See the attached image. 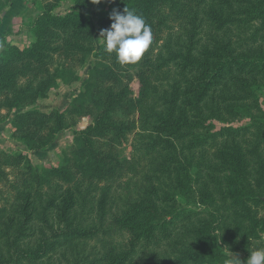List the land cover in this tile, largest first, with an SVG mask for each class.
<instances>
[{"label":"trees","instance_id":"1","mask_svg":"<svg viewBox=\"0 0 264 264\" xmlns=\"http://www.w3.org/2000/svg\"><path fill=\"white\" fill-rule=\"evenodd\" d=\"M33 1V41L0 48V122L11 116V136L29 151L73 136L60 166L0 150V185L12 193L0 207V264H227L264 246V0H71L63 14V0ZM9 3L0 0V26ZM92 7L108 10L95 22ZM125 7L153 34L136 64L95 45ZM90 55L63 110L35 107L58 80H78ZM98 235L101 248L86 254Z\"/></svg>","mask_w":264,"mask_h":264},{"label":"rangeland","instance_id":"2","mask_svg":"<svg viewBox=\"0 0 264 264\" xmlns=\"http://www.w3.org/2000/svg\"><path fill=\"white\" fill-rule=\"evenodd\" d=\"M195 0H192L194 4ZM73 8V1L63 0L54 10L55 13L63 14ZM106 7H92L86 10V12L93 17L96 22L100 17L106 15ZM40 13L39 2L33 0H10L9 5L1 14V26H0V48L3 47V40L10 42L18 47H24L33 41L31 25L35 17ZM166 13H164V16ZM95 45L96 50L102 42L100 32L95 33ZM94 65V58L92 55L87 56L84 64L81 67H76L75 73L78 76V80L68 81L58 80L57 88L51 90L48 93L47 98L37 101L35 107L48 112L52 109L63 110L72 100V98L81 91L83 81L87 78V74ZM74 71V69H73ZM140 89L136 78H133L129 85V93L137 99V93ZM264 102V94L262 98ZM154 101V100H153ZM133 111V110H132ZM129 111L126 117L129 121H138L136 112ZM11 116L4 122H0V150L13 153L23 152L26 153L31 159L32 163L36 167L43 166H60L63 160V151L66 150L72 143V129L64 130L58 133L54 142L44 150L41 151H29L18 140L11 136L12 130L9 126ZM91 122L89 118H83L78 123V128L83 129ZM133 132H129L126 136V142L124 144L116 146L117 153L121 158H127L130 152V143L133 141ZM150 161L152 160L149 159ZM132 172H130L131 174ZM12 179L11 175H8V180ZM122 180L117 182V186L114 188V196L118 206H122L127 202L128 191L125 190ZM8 182H3L0 185V207L11 196V191ZM133 187V186H131ZM102 237L99 235L93 240H86L83 242L82 249L86 254H90L94 249L101 248ZM258 248H264V246H258ZM235 256L236 254H232ZM238 256L241 261L246 262L248 257H243L241 254ZM236 257V256H235ZM242 264V262H241Z\"/></svg>","mask_w":264,"mask_h":264},{"label":"clouds","instance_id":"3","mask_svg":"<svg viewBox=\"0 0 264 264\" xmlns=\"http://www.w3.org/2000/svg\"><path fill=\"white\" fill-rule=\"evenodd\" d=\"M109 19L112 21L110 27L100 31L105 51L115 53L121 64H136L152 44L150 26L142 15L126 7L122 12L114 9ZM227 264H241V261L230 253ZM245 264H264V248L252 251Z\"/></svg>","mask_w":264,"mask_h":264}]
</instances>
